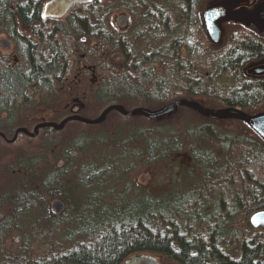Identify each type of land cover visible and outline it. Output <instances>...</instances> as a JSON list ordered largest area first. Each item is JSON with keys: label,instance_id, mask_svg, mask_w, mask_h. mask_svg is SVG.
<instances>
[{"label": "trees", "instance_id": "trees-1", "mask_svg": "<svg viewBox=\"0 0 264 264\" xmlns=\"http://www.w3.org/2000/svg\"><path fill=\"white\" fill-rule=\"evenodd\" d=\"M47 1L0 0V34L15 42L17 52L15 63L0 52V133L6 138L32 128L31 118L42 108L56 109L57 120L89 118L112 104L153 109L177 98L203 97L206 107L249 114L264 107V76L245 70L264 60V38L237 26L221 46L211 44L199 15L204 0H92L57 20L43 18ZM122 9L132 19L123 32L112 21ZM25 30L30 37L21 34ZM179 109L182 118L164 125L114 110L98 124L70 121L62 130L42 128L33 138L20 133L0 168V264H122L135 254L155 255L162 264V258L173 264H264L261 230L253 229L255 237L239 248L231 246L233 216L220 195L227 190L229 205L247 214L264 208V141L243 121L227 129L188 107ZM101 135L107 149L122 146V160L145 156L150 162L187 149L190 166L167 193L138 197L126 169L121 196H110L116 189L110 174H93L91 182L79 176L91 170V145ZM6 145L0 137V149ZM56 198L110 215L122 206V219L91 223L87 213L77 212L64 222L72 228L69 238L77 240L72 249L33 262L26 251H7V235ZM110 199L116 204L104 207ZM44 210L46 222L38 219L33 230L51 235L60 217Z\"/></svg>", "mask_w": 264, "mask_h": 264}, {"label": "rangeland", "instance_id": "rangeland-1", "mask_svg": "<svg viewBox=\"0 0 264 264\" xmlns=\"http://www.w3.org/2000/svg\"><path fill=\"white\" fill-rule=\"evenodd\" d=\"M215 1H218V0H204L203 5L208 6V4L214 3ZM121 12H126L129 14V12L125 9L115 12L112 17V21L115 27H116V24L114 22V17L116 16V14L121 13ZM233 21L236 22V20H233ZM227 23L230 25L229 26V29L231 28L230 30L234 29L235 23L233 24V22L231 21ZM3 40H6L10 44V46L5 47L2 43ZM0 52L7 56H11L12 62L14 63L16 62V56H17L16 44L5 33L0 34ZM263 61L264 60H261L260 62L262 63ZM194 100L199 103H202L201 101H204L205 98L199 97V98H194ZM161 107L162 106L158 108H153V110L159 109ZM126 109H131V108H126ZM263 111H264V107L259 109V111L254 114H257ZM56 114H57L56 109L48 110V109L42 108L38 110V112L33 117V119L35 120V123L39 121L40 122L41 121H45V122L53 121V122L59 123L65 116L63 118L59 117L56 120ZM95 116L97 117L98 115H95L94 113H92L90 114L89 118H95ZM182 116H183L182 110L180 111V109H178L176 113H173L169 116H166L160 119H157L155 120L153 124L164 125V124H167L168 122H173L175 119H180L182 118ZM209 119H212L216 122H212L208 120L207 123L209 122V123H215L217 125L219 124L222 126H226L227 129H235L236 126L242 127L244 125L242 124L244 121L242 122L241 120L239 121L238 119H229V120L225 119L226 121H223L224 119L223 120L214 119V118H209ZM23 127L27 128L30 132L33 131V127L32 128H28L26 126H23ZM17 137L15 139L13 138V139L5 140V143L7 145L1 147L0 149V168H2L1 165L5 164L4 162H6L7 160H9V158H11V153L14 152V148H12L13 147L12 145L13 143L17 141L16 140ZM103 140H104V137L101 135L100 137L97 138V140L93 143V145H91L92 146L91 155L93 156V159L90 162V164L92 165V168L91 170L90 168L87 170H83L79 176H80V180L82 179V180H86L87 182H91L92 181L91 178H88V177L92 176L93 174H96V175L97 174L104 175L105 173L110 174L114 182L111 185V187L116 188L115 191L113 192H111L112 190L109 191L110 196H117V197L121 196L122 189H123L122 188V173L126 169H127L126 172L129 175V182H131L133 186L135 187L133 190L131 189L130 191H134L135 189L139 190V192L137 191L134 192L136 196L137 195L138 196H146V195L156 196V195L167 193L172 188V185L174 183H176L177 181L180 182L182 172L185 169H187L188 166H190L191 156L189 155L187 149L184 150L183 152H172L167 158H161L159 160L150 161V162L146 159L147 157L145 156L138 157L136 159L126 158L122 160V146H120L121 149L119 147L115 150L107 149L104 146L105 142ZM121 145H122V140H121ZM233 155H235L234 158H236L238 156V151H235ZM235 187L236 188L238 187L239 189L238 184ZM110 189H113V188H110ZM220 195L223 196L225 200L224 202L227 204L225 206V209H226L225 211H229V213H231L233 216V218L230 219L232 221L229 222V225L233 229V234H234V236L230 240L231 246L237 249L239 248L243 240L250 239L253 236L255 237V232L253 231V229L261 230L257 232L264 233V227L254 228L250 224V219L253 216V214L257 211L264 210V208L256 210V211H250V213L247 214L245 210H239V209L236 210L233 204L229 205L230 203L233 202V199H230L231 194L227 190H222ZM129 198L134 199L136 197H129ZM56 199L62 200L66 207L63 213H61L60 215H55V216L60 217L58 218V221H57L58 228L53 229L55 232L51 235L49 231L43 230L42 232V229L33 230L34 229L33 224H36L37 222H39L38 219L41 218L40 221L42 223L46 222V219L42 220L43 217L45 216L44 209L52 213L51 205L53 201H55ZM56 199H52L48 201L45 200V203L42 202V204H46V208L42 207L41 209H36L35 211H33V213L28 218L29 223L24 222L20 224L15 230V232L7 235L8 236L6 240V250L7 251H10L12 253H17L19 249L22 251H26L29 254V260L33 262V261L40 259L41 257L51 256L59 252L62 253L67 249H70V248L72 249L73 246L77 243V240H71L69 238V235L71 233L70 230L72 228L68 229V227H65L66 223L64 222H66V219L70 218L71 216L76 215L77 212L87 213L88 217L91 220V223L95 219L101 220L107 217H109L110 219H116V220L122 219V206H119V207L114 206L115 208L114 207L112 208V214L110 215V214L100 211L97 208L96 209L94 208L93 210L92 209L93 207L91 208L90 212H88L87 210L88 205H86V203H83V202L75 205L73 203H68L61 198H56ZM115 204L116 203H114L113 200L110 199L108 200L107 203L104 204V207L109 206L110 208L112 207V205H115ZM139 204H140V201L135 202V205H137L136 207H138ZM1 218H2V215H0V219ZM161 260L163 264H173L167 261L166 259L162 258Z\"/></svg>", "mask_w": 264, "mask_h": 264}, {"label": "water", "instance_id": "water-1", "mask_svg": "<svg viewBox=\"0 0 264 264\" xmlns=\"http://www.w3.org/2000/svg\"><path fill=\"white\" fill-rule=\"evenodd\" d=\"M92 0H48L43 8V17L45 19H62L73 8L79 4L89 3ZM107 1V0H105ZM238 0H218L214 3L208 4V6L201 12V17L204 22L205 32L209 37V40L216 45H219L224 38V30L220 22L231 20L236 16L237 22L243 23L246 26L256 30L262 36H264V4L259 5L254 11L251 12H234L233 9L236 6ZM116 27L122 31L127 30L131 26V16L126 12L116 14L114 17ZM5 47H9L10 44L6 41H2ZM246 73L251 76L262 77L264 76V61L248 66ZM180 107H188L206 117L214 119H238L244 121L249 127L264 141V111L257 114H249L240 108L235 107H222V108H209L204 106L191 98H177L163 105L159 109H148L145 107H136L126 109L120 104H112L107 106L102 112L95 118H86L78 114H72L63 118L59 123L53 121L42 122L38 124L32 132L27 128L21 127L16 131V136L19 133H24L31 137H36L39 134L40 129L51 127L56 130H62L66 123L70 121H80L87 124H98L105 120L107 115L116 110L124 116H145L152 120H157L173 113H176ZM14 137V139L16 138ZM65 210V204L62 200L56 199L51 205V211L54 215H60ZM250 224L254 228L264 227V210L257 211L250 219ZM123 264H162L159 258L151 254H135L126 259Z\"/></svg>", "mask_w": 264, "mask_h": 264}, {"label": "flooded vegetation", "instance_id": "flooded-vegetation-1", "mask_svg": "<svg viewBox=\"0 0 264 264\" xmlns=\"http://www.w3.org/2000/svg\"><path fill=\"white\" fill-rule=\"evenodd\" d=\"M262 4H264V0H238V1H236V6H235V8L233 9V11L234 12H240V11H245V12H251V11H254L256 8H258L259 7V5H262ZM45 5V4H44ZM207 6H204L203 5V7H201L200 8V12H199V15H200V20H201V24H202V26H203V29H204V32H205V26H204V22H203V19H202V17H201V12L203 11V9H205ZM43 8H44V6H43ZM236 12V13H237ZM42 16H43V10H42ZM44 18V17H43ZM236 18H240L239 16H236V17H234L233 19H231V20H227V21H223V22H220L221 23V25H222V28H223V30H224V38H223V41L219 44V45H216L215 43H213V42H211L210 40H209V37H208V35L206 34V36H207V39L209 40V42L211 43V44H213V45H215V46H221L224 42H225V38H226V36H227V34H228V32H229V30L231 29H229V24L227 23V22H233V24L235 23V26L234 27H237V26H244V27H246V28H250V27H248V26H246L245 24H243V23H240V22H235V21H233V20H236ZM54 20H57V19H54ZM237 23V24H236ZM232 27V26H231ZM233 28V27H232ZM250 29H252V28H250ZM253 31H255L258 35H260L261 37H263L264 38V36H262L260 33H258L256 30H254V29H252ZM27 30H25V32H21V34L22 35H25L26 37H30L31 36V31L29 30V31H27ZM123 31H126V30H122V32ZM206 33V32H205ZM84 41H85V39H83ZM9 57V56H8ZM259 63V62H258ZM34 123V126H33V130H34V128L38 125V124H40V123H42V122H45V121H39V122H36L35 123V120L32 118L31 119ZM223 120V119H222ZM226 120H229V119H226ZM225 119L223 120V121H226ZM240 121V120H239ZM25 128V127H24ZM40 132V131H39ZM20 134V133H19ZM19 134L17 135V136H19ZM15 136H16V132H15ZM14 136V137H15ZM16 136V137H17ZM0 137H2L4 140H8L9 138H6V137H4V135L3 134H1L0 133ZM31 137V136H30ZM33 138V137H32Z\"/></svg>", "mask_w": 264, "mask_h": 264}]
</instances>
